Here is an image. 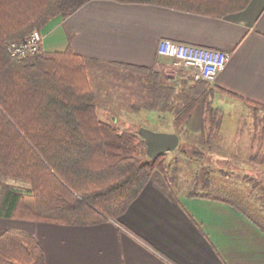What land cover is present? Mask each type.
<instances>
[{"label": "crops", "instance_id": "1", "mask_svg": "<svg viewBox=\"0 0 264 264\" xmlns=\"http://www.w3.org/2000/svg\"><path fill=\"white\" fill-rule=\"evenodd\" d=\"M41 34L43 49L70 46L89 57L87 70L93 86L101 83L98 68L88 69L95 61L144 65L161 78L174 80L173 101L155 119L160 120L161 130L180 126L179 140L182 135H199L186 131L185 123L177 125L179 119L174 118L199 94L185 93L196 90V81L174 72L161 73L173 70L171 59L157 53L161 38L230 52L216 78L197 86L202 94L208 91L199 96L205 97L204 107L218 109L216 117L221 115L222 104L232 100L249 107L247 100L264 104V0H250L244 9L220 17L154 3L88 0L68 15L53 17ZM215 121L207 117L206 131L229 140L228 126ZM210 141L202 138L199 143L226 165L225 148L214 149ZM195 155L200 159L204 151L199 148ZM174 175L169 176L167 169L165 175L153 171L115 219L78 225L0 216V234L6 229L32 233L44 252L45 264H264V231L251 218L227 201L189 194L195 187H180ZM211 185L208 188L213 190ZM203 188L195 190L210 192Z\"/></svg>", "mask_w": 264, "mask_h": 264}, {"label": "trees", "instance_id": "2", "mask_svg": "<svg viewBox=\"0 0 264 264\" xmlns=\"http://www.w3.org/2000/svg\"><path fill=\"white\" fill-rule=\"evenodd\" d=\"M86 1L0 0V216L97 224L121 215L153 171L165 175L167 152L145 158L146 144L138 130L120 129L98 116L97 95L87 70L89 57L70 46L50 51L40 44L27 56H12L6 49L10 39L25 38L34 28L41 31L53 17L68 15ZM116 1L220 17L244 9L250 0ZM117 65L147 78L149 109L167 110L176 94L174 80L161 78L148 66ZM207 83L197 80L196 90L185 93L200 95L198 84ZM215 89L241 98L224 88ZM199 95L174 118L179 119L177 125L187 124L186 131L204 134L207 117L219 123L220 116L216 117L217 108L204 107L205 97ZM247 102L255 112L264 110L262 103ZM173 131L179 133L180 126ZM186 144L180 138L174 149L197 159L196 151ZM2 177L26 181L28 191L1 183ZM189 194L227 201L264 231V221L231 196L195 189ZM0 264H45L44 252L32 233L6 229L0 234Z\"/></svg>", "mask_w": 264, "mask_h": 264}, {"label": "rangeland", "instance_id": "3", "mask_svg": "<svg viewBox=\"0 0 264 264\" xmlns=\"http://www.w3.org/2000/svg\"><path fill=\"white\" fill-rule=\"evenodd\" d=\"M100 62H92L88 66L89 71L98 68L96 76L101 78V83L96 82L97 86H94L98 116L113 122L120 129L134 131L143 126L161 130L160 120L155 119L159 113L147 107V78L120 65ZM222 105L219 122L228 126L227 133L231 138H218V134L212 135L211 131L205 132L208 135H182V141L188 142V148L196 152L200 148L204 155L200 159H194L173 149L165 156L167 173L169 176L175 174V179L182 188L198 189L204 186V190L231 196L264 221V110L255 112L238 100ZM111 115L116 117L115 120ZM202 138H210V145L214 149L225 148L224 156L229 158L226 165L216 159L217 154L206 153L207 145L199 143ZM144 157L147 158L148 155ZM3 182L22 192L28 191L26 181L2 177L1 183ZM210 184L213 190L208 188Z\"/></svg>", "mask_w": 264, "mask_h": 264}, {"label": "built area", "instance_id": "4", "mask_svg": "<svg viewBox=\"0 0 264 264\" xmlns=\"http://www.w3.org/2000/svg\"><path fill=\"white\" fill-rule=\"evenodd\" d=\"M41 40V31L33 29L25 38L10 39L6 49L12 56L31 55L39 50ZM157 53L171 59L176 75L192 81H213L230 56L226 50L167 38L158 41Z\"/></svg>", "mask_w": 264, "mask_h": 264}, {"label": "water", "instance_id": "5", "mask_svg": "<svg viewBox=\"0 0 264 264\" xmlns=\"http://www.w3.org/2000/svg\"><path fill=\"white\" fill-rule=\"evenodd\" d=\"M138 133L145 140V151L150 158L173 150L179 142V135L173 131L152 130L142 126L138 129Z\"/></svg>", "mask_w": 264, "mask_h": 264}]
</instances>
